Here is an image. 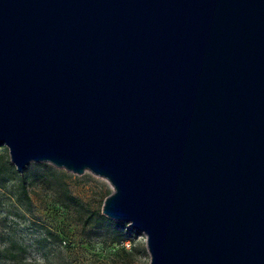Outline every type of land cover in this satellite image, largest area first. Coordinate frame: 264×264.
Segmentation results:
<instances>
[{
    "label": "water",
    "instance_id": "95a60500",
    "mask_svg": "<svg viewBox=\"0 0 264 264\" xmlns=\"http://www.w3.org/2000/svg\"><path fill=\"white\" fill-rule=\"evenodd\" d=\"M0 146L105 179L149 264H264V0H0Z\"/></svg>",
    "mask_w": 264,
    "mask_h": 264
},
{
    "label": "rangeland",
    "instance_id": "374dc122",
    "mask_svg": "<svg viewBox=\"0 0 264 264\" xmlns=\"http://www.w3.org/2000/svg\"><path fill=\"white\" fill-rule=\"evenodd\" d=\"M42 164L30 163L18 174L0 146V264H149L145 235L127 223L114 221L126 225L119 241L109 229L84 224L88 214L102 215L112 192L105 179L47 164L52 173Z\"/></svg>",
    "mask_w": 264,
    "mask_h": 264
},
{
    "label": "trees",
    "instance_id": "16d2710c",
    "mask_svg": "<svg viewBox=\"0 0 264 264\" xmlns=\"http://www.w3.org/2000/svg\"><path fill=\"white\" fill-rule=\"evenodd\" d=\"M42 166L49 172L53 173V169L50 168L47 164H42ZM0 174H1V168H0ZM27 178L26 172H24V174H22V176L20 177V185H21V189L22 191H24L25 193V179ZM105 221H109L112 223L111 228H104L102 226V223H105ZM84 224L88 225V224H92L94 227V229H109L113 236L114 239L116 241H119L122 237V235L120 234L122 231V229H126V225L125 224H121L119 222H114L109 220L108 218L100 215L99 213H90L86 216L85 220H84Z\"/></svg>",
    "mask_w": 264,
    "mask_h": 264
}]
</instances>
